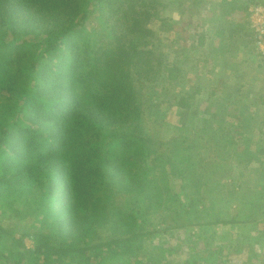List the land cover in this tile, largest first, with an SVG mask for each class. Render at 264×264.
<instances>
[{
  "label": "trees",
  "instance_id": "16d2710c",
  "mask_svg": "<svg viewBox=\"0 0 264 264\" xmlns=\"http://www.w3.org/2000/svg\"><path fill=\"white\" fill-rule=\"evenodd\" d=\"M171 1L187 15L178 29L159 17V0H0V264H166L147 249L154 229L145 218L168 161L137 119L155 105L160 80H176L181 67L168 65L156 32H173L169 46L184 58L204 46L208 25L218 38L251 37L231 14L264 3ZM190 98L176 105L186 111ZM195 185L196 196L163 218L177 236L203 216L194 198H205L208 183ZM191 244L195 258L178 264L218 261L221 246Z\"/></svg>",
  "mask_w": 264,
  "mask_h": 264
},
{
  "label": "rangeland",
  "instance_id": "374dc122",
  "mask_svg": "<svg viewBox=\"0 0 264 264\" xmlns=\"http://www.w3.org/2000/svg\"><path fill=\"white\" fill-rule=\"evenodd\" d=\"M159 2L162 5L159 10L160 18L172 20L174 29L185 23L187 15L183 14L171 0H159ZM255 5H250L246 12L231 14L235 20L247 24V32L251 31L249 9ZM159 23L154 19L149 22V26L156 32ZM97 28L95 20H90L86 27L96 37L99 34ZM207 31L212 32L211 25L207 26ZM156 34H160L161 42L158 49L166 57L168 65L178 61L181 72L174 81L167 80L165 83L163 79L160 80L157 93L152 98L156 106L144 108L137 119L150 138L162 143L168 161L165 174L169 175L167 181L157 185L153 203L155 208L145 218L154 229L153 235L148 240L147 249L156 260L166 264H178L185 260L191 262L195 255L185 249L191 244L187 242L191 241L195 251L206 246L216 248L221 246L217 256L218 261L214 264H264V175L261 174L264 170V155L261 150L254 148L253 143L254 146L249 148L226 146L227 148L221 149L214 145L212 127L221 117L211 114V109H214L213 103H207L204 94H199L196 89L199 84L209 89L216 87L217 75H211L215 80L214 83L213 80L208 79V75L207 80L206 74H200V68L197 69L193 63H187L186 57L189 56L187 59L194 62L195 57L200 55L201 48H186L183 58L178 52H173L174 46H169L174 33L157 31ZM227 38V35L226 37L223 35L217 39L216 44L228 42L237 48L241 47L239 48L241 52L244 46L246 50L237 55L236 59L247 60L246 53H248L252 59V66L257 67L258 76L263 79L261 74L264 72V58L259 54L253 33L251 37L235 35L230 39ZM204 64L203 69L209 70V66L204 67ZM190 66H194V69ZM219 85L224 92L230 84L221 82ZM179 95H191L188 110L185 111L176 105L175 99ZM235 155L246 156L250 161L247 163L237 160L234 158ZM230 159L234 165L229 163ZM221 160L222 162L217 165ZM197 179H203L208 183V187L200 190L205 198L202 200L194 198L197 209L204 211L203 216L197 226L187 225L185 232L177 236L178 231L167 228L163 218L168 214L171 215L173 209L179 208L177 203L188 204L186 195H195ZM181 185L185 187L180 188ZM205 210H207L206 214ZM22 217L24 219L22 224L29 226L31 221L28 223L29 219L25 214ZM231 218L235 219L232 224L219 223L220 219ZM207 223H210V226ZM23 241L28 248L32 247L33 241L30 237H25ZM179 244H182L184 251L181 250L182 248L176 250ZM168 245L175 247V251L171 253L163 251ZM235 245H244V247H240L236 252ZM206 264L212 263L207 260Z\"/></svg>",
  "mask_w": 264,
  "mask_h": 264
},
{
  "label": "crops",
  "instance_id": "0c3cea01",
  "mask_svg": "<svg viewBox=\"0 0 264 264\" xmlns=\"http://www.w3.org/2000/svg\"><path fill=\"white\" fill-rule=\"evenodd\" d=\"M206 32L210 37L201 47L200 55H197L195 60L192 59L194 62L187 59L189 56L186 57V61L188 64L193 63L197 69L200 68V74H206L205 78L208 75L209 80H213L214 83L216 80V85L221 82L230 84L224 92L220 85L209 89L201 87L199 84L196 89L199 94H204L207 103H213L214 107H212L215 110L211 109V114L221 117L220 121L214 123L216 125L212 127L214 145L224 149L229 146L249 148L254 144V148L261 150L264 155V72L261 74L263 76L261 79L258 76L257 67L252 66V59L248 53H246L247 60L236 59L237 55L246 50L244 46L241 52L239 49L241 47L237 48L228 42L216 44L218 37L213 36L211 31ZM223 35L224 37L228 36V32L224 31ZM212 48H219L218 51L221 49L219 52L221 55L212 57ZM203 63H205L204 67L209 66V70L203 69ZM194 66L190 67L194 69ZM211 72L213 74H210ZM214 74L217 75L215 80L211 76ZM234 158L247 163L250 161L246 156L242 157L241 155H235ZM221 162L222 160L217 165ZM229 163H233L232 160ZM231 170L233 171V168ZM261 174L264 175V170Z\"/></svg>",
  "mask_w": 264,
  "mask_h": 264
},
{
  "label": "built area",
  "instance_id": "2783aa9c",
  "mask_svg": "<svg viewBox=\"0 0 264 264\" xmlns=\"http://www.w3.org/2000/svg\"><path fill=\"white\" fill-rule=\"evenodd\" d=\"M250 29L259 48V54L264 58V3L249 9Z\"/></svg>",
  "mask_w": 264,
  "mask_h": 264
}]
</instances>
